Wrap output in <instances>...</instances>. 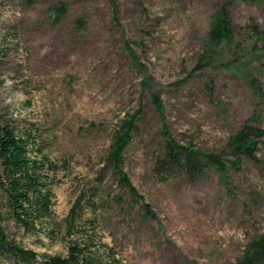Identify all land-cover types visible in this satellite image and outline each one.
<instances>
[{
  "label": "rangeland",
  "instance_id": "374dc122",
  "mask_svg": "<svg viewBox=\"0 0 264 264\" xmlns=\"http://www.w3.org/2000/svg\"><path fill=\"white\" fill-rule=\"evenodd\" d=\"M59 1L67 13L53 25L47 9ZM227 1L0 0V44L6 38L9 51L0 58V116L36 125L45 153L61 167L52 187L56 234L47 239L10 222L12 237L37 254L65 257L77 234L66 235L64 219L83 196L95 203L83 219L118 264H236L264 233V138L256 162L243 157L227 170L228 186L213 169L193 181L153 175L163 142L153 94L180 143L220 153L242 125L264 131L258 61L248 65L253 85L222 69L194 71L214 5ZM231 18L264 28V5L235 1ZM136 110L122 164L132 192L105 158L112 130Z\"/></svg>",
  "mask_w": 264,
  "mask_h": 264
},
{
  "label": "trees",
  "instance_id": "16d2710c",
  "mask_svg": "<svg viewBox=\"0 0 264 264\" xmlns=\"http://www.w3.org/2000/svg\"><path fill=\"white\" fill-rule=\"evenodd\" d=\"M30 0H27L29 3ZM112 5L115 0H109ZM235 1L256 6L264 5V0H229L214 5L210 15L205 38L196 54L195 70L222 69L234 76L245 78L253 85V74L249 62L256 60L264 70V28L251 19L247 25H235L231 18V8ZM117 9L114 7V13ZM47 12L50 22L57 25L67 13L66 3L59 1L51 5ZM82 20L76 25L81 27ZM0 58L9 51L2 38ZM133 65H138L136 57L125 47ZM150 80V78H147ZM149 82V81H148ZM151 102L161 122L162 149L156 157L153 175L161 180L173 175H184L191 181L213 169L224 185H230L227 170L238 165L241 158L257 161L256 152L264 131L246 123L225 142L222 152L202 150L192 142L180 143L174 139L164 118V108L157 95H151ZM139 110L125 114L112 130L111 143L106 154V164L119 177L123 187L134 191L123 172V154L131 144L139 122ZM40 130L34 124L23 125L11 118L0 116V260L1 264H118L114 254L98 240L94 227L83 219V213H93L92 199L77 196L64 219L66 235L77 234V239L67 242L65 257L37 254L24 247L10 234L11 222L26 233L42 234L52 239L56 234L54 222V194L52 187L55 175L61 168L45 153ZM234 157L235 162L226 158ZM153 217V215H150ZM103 249L104 258L98 252ZM40 258L38 262L37 258ZM236 264H264V233L247 243Z\"/></svg>",
  "mask_w": 264,
  "mask_h": 264
}]
</instances>
